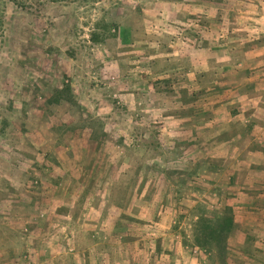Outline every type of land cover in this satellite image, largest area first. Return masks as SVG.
<instances>
[{"label": "rangeland", "instance_id": "374dc122", "mask_svg": "<svg viewBox=\"0 0 264 264\" xmlns=\"http://www.w3.org/2000/svg\"><path fill=\"white\" fill-rule=\"evenodd\" d=\"M263 46L264 0H0V264H264Z\"/></svg>", "mask_w": 264, "mask_h": 264}, {"label": "crops", "instance_id": "0c3cea01", "mask_svg": "<svg viewBox=\"0 0 264 264\" xmlns=\"http://www.w3.org/2000/svg\"><path fill=\"white\" fill-rule=\"evenodd\" d=\"M254 3H256V0H254ZM238 24L241 25V23H238ZM241 26H242V25H241ZM262 49L264 50V46H263ZM257 51H258L257 48H253L252 51L248 52V53H251V52H252V54H251V59L258 60L260 57H262V59H263L264 54H258ZM263 161H264V160H263ZM261 173H262V172H261ZM261 173H260V174H261Z\"/></svg>", "mask_w": 264, "mask_h": 264}]
</instances>
